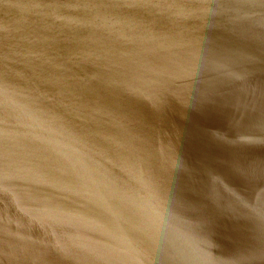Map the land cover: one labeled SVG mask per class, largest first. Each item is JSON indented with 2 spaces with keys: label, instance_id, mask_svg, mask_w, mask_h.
Segmentation results:
<instances>
[{
  "label": "water",
  "instance_id": "water-1",
  "mask_svg": "<svg viewBox=\"0 0 264 264\" xmlns=\"http://www.w3.org/2000/svg\"><path fill=\"white\" fill-rule=\"evenodd\" d=\"M0 264H264V0H0Z\"/></svg>",
  "mask_w": 264,
  "mask_h": 264
}]
</instances>
